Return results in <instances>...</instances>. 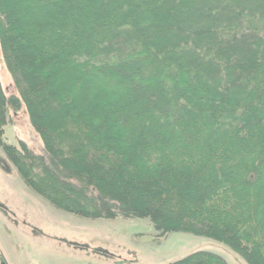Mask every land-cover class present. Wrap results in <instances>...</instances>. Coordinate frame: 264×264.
Wrapping results in <instances>:
<instances>
[{"label": "trees", "instance_id": "1", "mask_svg": "<svg viewBox=\"0 0 264 264\" xmlns=\"http://www.w3.org/2000/svg\"><path fill=\"white\" fill-rule=\"evenodd\" d=\"M0 49V148L34 193L264 264V0H0ZM22 104L40 153L4 136Z\"/></svg>", "mask_w": 264, "mask_h": 264}, {"label": "rangeland", "instance_id": "2", "mask_svg": "<svg viewBox=\"0 0 264 264\" xmlns=\"http://www.w3.org/2000/svg\"><path fill=\"white\" fill-rule=\"evenodd\" d=\"M0 84L18 96L0 49ZM7 141L40 153L42 143L24 104L9 109ZM209 250L228 264L246 262L225 244L187 232L158 237L148 219H89L52 206L21 180L0 148V264H165Z\"/></svg>", "mask_w": 264, "mask_h": 264}]
</instances>
